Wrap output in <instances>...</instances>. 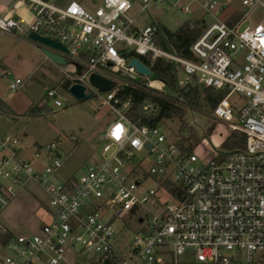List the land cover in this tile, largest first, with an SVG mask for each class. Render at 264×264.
Masks as SVG:
<instances>
[{
	"label": "built area",
	"instance_id": "obj_1",
	"mask_svg": "<svg viewBox=\"0 0 264 264\" xmlns=\"http://www.w3.org/2000/svg\"><path fill=\"white\" fill-rule=\"evenodd\" d=\"M19 1L32 20L2 15L0 34L38 44L30 38L37 34L66 47L68 53L54 51L65 59L58 65L63 82L83 85L117 120L99 137L100 158L67 181L59 179L65 157L55 143L34 145L35 159L45 164L36 168L21 156L26 147L18 138H0V215L35 185L48 198L49 218L32 236L14 235L0 222V249L7 253L0 264H84L69 261L68 253L87 264H264V17L251 19L264 13V0L137 1L140 14L151 5L169 4L199 22L202 34L191 46L193 60L158 48V24L141 27L129 15L132 0ZM191 3L200 18H191ZM136 54L173 62L186 83L224 93L211 119L230 132L220 147L227 142L232 147L199 156L203 138L181 145L180 137H167L162 123L132 122L129 102L121 103L116 90L153 76L130 65ZM93 74L114 81V89L101 93L90 82ZM24 85L17 79L9 89ZM144 87L163 92L151 82ZM48 97L62 106L55 90ZM133 225L138 228L128 238Z\"/></svg>",
	"mask_w": 264,
	"mask_h": 264
},
{
	"label": "rangeland",
	"instance_id": "obj_2",
	"mask_svg": "<svg viewBox=\"0 0 264 264\" xmlns=\"http://www.w3.org/2000/svg\"><path fill=\"white\" fill-rule=\"evenodd\" d=\"M133 9L129 15L135 18L141 27L156 23L161 27L174 32L183 25L189 16L183 15L180 9L169 4L151 5L148 12L140 14V6L132 0ZM15 6H23V2L14 0ZM190 0L182 1L187 5ZM190 11L193 18L198 19L202 12L191 3ZM235 7L243 9L238 3ZM245 11V9H244ZM264 13L256 12L251 19L260 20ZM28 23V20L25 21ZM64 75L60 66L46 58L43 48L38 44L18 36L0 34V99L7 104L8 109L0 108V138H18L26 147L21 156L30 160L36 168H43L44 162L35 159L33 149L45 147L55 143L61 154L65 157L63 168L59 171L60 181H67L79 175L85 170L86 164L93 159H99L103 144L99 141L100 135L105 132L107 126L117 120L115 113L103 104L97 96L81 101L73 97L69 89L62 83ZM181 85L187 80V76L180 71ZM21 79L25 85L18 91L9 89V82ZM140 82H151L160 87L165 94L175 95L174 90L165 84H161L153 77H138ZM121 84V82H118ZM55 90L57 99L62 103L61 107L54 104V100L48 97V92ZM205 88L198 85L196 101H192V107H188L185 118L188 129H195L197 135L203 138L202 151L197 150L201 156L213 149L221 150L223 139L230 134L226 125L214 124L211 119L212 110L205 100ZM31 107H42L39 116H30L28 110ZM182 122L179 119L168 120L162 123V129L167 137L185 139L190 133L182 131ZM213 127L211 134H206L207 128ZM181 130V131H180ZM209 132V131H208ZM72 137L77 139L72 141ZM190 142H196L191 139ZM47 161V153L43 151ZM48 198L37 186L29 185L21 191L11 203L1 212L0 222L3 227L14 235H35L39 227L49 220L47 216ZM111 213L108 212V216ZM138 227L132 226L128 232V238L135 234ZM6 252L0 249V260L6 256ZM68 260L88 262L82 257L71 253L67 254Z\"/></svg>",
	"mask_w": 264,
	"mask_h": 264
},
{
	"label": "trees",
	"instance_id": "obj_3",
	"mask_svg": "<svg viewBox=\"0 0 264 264\" xmlns=\"http://www.w3.org/2000/svg\"><path fill=\"white\" fill-rule=\"evenodd\" d=\"M199 22H194L192 19L187 20L176 31L172 32L165 27H159V32L155 37V45L169 53H173L181 58L193 60L194 57L191 52L192 44L202 34V29L199 27ZM137 56L146 66H148L153 74V78L159 82L164 83L174 90L175 95H168L164 92H157L148 90L144 87V82L138 80V85L126 86L121 85L116 90V97L120 99L121 103L129 102L127 110L128 118L138 126L156 127L157 125L173 119H179L182 122V131L190 133V137L185 139L181 137L179 143L183 145L185 142H190L191 139L196 141V144L201 142V139L195 129H188L186 124V116L188 114V107H192V101H196L197 92L195 91L198 85L195 82L181 85L179 73L181 68L173 62L166 60H156L152 62L146 56ZM84 73V69L79 70V74ZM67 89L73 84L71 81L62 83ZM205 100L208 106L212 109L224 97V93L217 92L213 89H205ZM146 105L151 106V111H145ZM0 108L8 109L9 107L0 99ZM42 107H31L28 110L30 116H39L42 112ZM213 128L209 129L211 134ZM181 131V130H180ZM225 146L232 147L230 143ZM193 146L190 147V150ZM3 242H5L3 240Z\"/></svg>",
	"mask_w": 264,
	"mask_h": 264
},
{
	"label": "water",
	"instance_id": "obj_4",
	"mask_svg": "<svg viewBox=\"0 0 264 264\" xmlns=\"http://www.w3.org/2000/svg\"><path fill=\"white\" fill-rule=\"evenodd\" d=\"M30 38L43 47V52L49 60L53 61L57 65H63L65 63L64 57L56 54L54 51L59 50L68 53L66 47H64L63 45H61L60 43L54 40L42 37L37 34H31ZM130 65L135 66L138 74L142 76L152 75V71L138 58H133L131 60ZM90 82L101 93H107L109 91H112L115 87L114 81L105 78L103 76H100L98 74L91 75ZM69 92L77 100H81V101H85L93 97V94H86V88L80 84L71 85L69 88Z\"/></svg>",
	"mask_w": 264,
	"mask_h": 264
},
{
	"label": "crops",
	"instance_id": "obj_5",
	"mask_svg": "<svg viewBox=\"0 0 264 264\" xmlns=\"http://www.w3.org/2000/svg\"><path fill=\"white\" fill-rule=\"evenodd\" d=\"M8 15L15 18L23 19L30 22L32 20L31 13L24 6H15L14 0H0V16Z\"/></svg>",
	"mask_w": 264,
	"mask_h": 264
},
{
	"label": "snow or ice",
	"instance_id": "obj_6",
	"mask_svg": "<svg viewBox=\"0 0 264 264\" xmlns=\"http://www.w3.org/2000/svg\"><path fill=\"white\" fill-rule=\"evenodd\" d=\"M120 131L119 127L117 128L116 130V133L118 134V132ZM117 138H118V135H117Z\"/></svg>",
	"mask_w": 264,
	"mask_h": 264
}]
</instances>
